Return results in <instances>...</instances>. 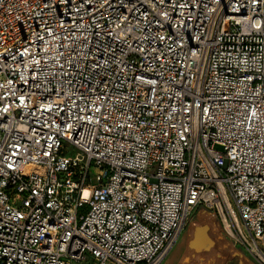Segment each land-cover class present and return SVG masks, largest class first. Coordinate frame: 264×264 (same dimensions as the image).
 <instances>
[{
	"label": "built area",
	"instance_id": "obj_1",
	"mask_svg": "<svg viewBox=\"0 0 264 264\" xmlns=\"http://www.w3.org/2000/svg\"><path fill=\"white\" fill-rule=\"evenodd\" d=\"M198 207L264 264V0H0V264H162Z\"/></svg>",
	"mask_w": 264,
	"mask_h": 264
},
{
	"label": "crops",
	"instance_id": "obj_2",
	"mask_svg": "<svg viewBox=\"0 0 264 264\" xmlns=\"http://www.w3.org/2000/svg\"><path fill=\"white\" fill-rule=\"evenodd\" d=\"M198 234H184L162 264H258L233 239H212L205 246L196 245Z\"/></svg>",
	"mask_w": 264,
	"mask_h": 264
},
{
	"label": "rangeland",
	"instance_id": "obj_3",
	"mask_svg": "<svg viewBox=\"0 0 264 264\" xmlns=\"http://www.w3.org/2000/svg\"><path fill=\"white\" fill-rule=\"evenodd\" d=\"M215 149L222 151L220 146H216ZM92 184H96L95 178H92ZM223 210L226 215L225 209ZM223 220L224 216H219L217 212L204 207H198L193 211L183 235L187 232L198 234V239L194 241V244L201 245L202 247L212 239H233L231 232L225 229Z\"/></svg>",
	"mask_w": 264,
	"mask_h": 264
}]
</instances>
